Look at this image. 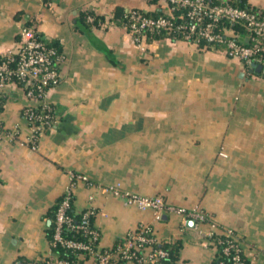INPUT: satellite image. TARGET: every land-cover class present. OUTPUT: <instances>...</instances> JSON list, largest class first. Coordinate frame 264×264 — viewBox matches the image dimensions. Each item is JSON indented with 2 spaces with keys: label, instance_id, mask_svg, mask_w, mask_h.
<instances>
[{
  "label": "crops",
  "instance_id": "1",
  "mask_svg": "<svg viewBox=\"0 0 264 264\" xmlns=\"http://www.w3.org/2000/svg\"><path fill=\"white\" fill-rule=\"evenodd\" d=\"M264 9V0H245ZM50 3V5H48ZM118 8L153 12L145 0H0V56L29 25L59 46L61 82L48 93L58 122L28 143L29 104L18 83L0 88V264H29L52 254L53 210L69 172L95 184L161 195L202 208L204 230L233 228L246 264H264V76L221 47L164 36L138 46ZM86 16L90 36L76 26ZM72 210L94 208L98 248H112L138 226L177 247L178 264H215L195 224L175 212L156 220L97 186L77 181ZM194 222V221H193ZM81 264H96L83 255ZM115 264H138L120 261Z\"/></svg>",
  "mask_w": 264,
  "mask_h": 264
},
{
  "label": "built area",
  "instance_id": "2",
  "mask_svg": "<svg viewBox=\"0 0 264 264\" xmlns=\"http://www.w3.org/2000/svg\"><path fill=\"white\" fill-rule=\"evenodd\" d=\"M145 1L163 3L167 11L166 14L149 16L140 9L128 10L124 15L123 26L138 46L145 44L148 37L167 36L197 45L224 48L239 58L247 68L257 63L264 69L263 13L230 0ZM237 26L243 29L245 35L239 36ZM20 36L18 46L0 56V88L18 83L24 89L26 97L37 102V105L29 104L22 110V116L31 128L28 143L36 150L41 134L54 128L58 122L55 109L47 97L50 90L62 80L61 65L65 57L60 49L49 44L29 25L21 28ZM68 174L70 186L59 199L55 209L54 231L50 240L53 252L49 257L38 258L29 264H77L75 261L59 258L53 250L58 246L69 249L79 258L87 254L96 264H115L120 261L138 264H178L177 261L167 260L168 250L159 246L153 227L147 224L138 226L116 247L98 248L100 233L92 225L94 208L90 207L81 212L80 221L70 212L73 201L72 188L77 181H83L88 186H97L101 192L120 198L126 206L141 210L150 209L154 212L156 220L162 219L165 212L180 214L184 223L193 220L204 245L211 244L219 248L221 258L216 264H244L241 239L236 231L230 227L221 231L204 230L202 224L208 222L209 216L202 208L178 207L168 203L161 195H142L122 190L112 184H95L84 174L73 171ZM66 230L78 233L80 237L66 236Z\"/></svg>",
  "mask_w": 264,
  "mask_h": 264
},
{
  "label": "trees",
  "instance_id": "3",
  "mask_svg": "<svg viewBox=\"0 0 264 264\" xmlns=\"http://www.w3.org/2000/svg\"><path fill=\"white\" fill-rule=\"evenodd\" d=\"M231 2L235 3V4H238L240 6H244V7H247L248 9L250 10H253V11H258L260 13H263L264 14V9H261V8H257V7H254L252 5H250L249 3H247L245 0H230ZM166 8L163 9V8H160V9H157L156 11H153V12H146L147 15L149 16H158V15H162V14H166ZM128 12V10H124L122 8H118L117 11H116V17L119 18V22L123 25L124 22H125V18H124V15ZM76 26L77 28L84 34H88L89 36L91 35L90 32V23H88L86 21V16L81 14L77 19H76ZM240 35H245V32H240L239 33ZM164 36H161L159 38H162ZM151 39H154L153 37H148V40H151ZM49 44H52L54 46H56L58 49L59 46L55 43H52L48 40H46ZM0 108H1V101H0ZM56 209V207H55ZM55 209L53 210V220H54V215H55ZM71 214L75 217V219L77 221H80V218L79 216L80 215H76L74 214L72 208L70 210ZM53 231H54V223H53V226H52V229L50 231V240L52 238V234H53ZM66 236H75V237H80V235L78 233H71L69 231H65L64 233ZM125 241V238H120L116 244L113 246V247H116L117 245L123 243ZM163 248H165L166 250H168V257H167V260L168 261H171V262H175L176 259H177V247L175 245H168V244H161L159 245ZM53 250L58 254V257L59 258H64V259H68V260H71V261H75L77 262V264H81V258H79L78 256H76L75 254H73L69 249H66V248H63V247H55L53 248ZM221 254V253H220ZM85 257L88 256L87 254H84ZM220 258H221V255H220ZM44 260V259H43ZM41 262V261H40ZM217 263V262H216ZM215 263V264H216ZM244 264H246V261H245V257H244Z\"/></svg>",
  "mask_w": 264,
  "mask_h": 264
},
{
  "label": "water",
  "instance_id": "4",
  "mask_svg": "<svg viewBox=\"0 0 264 264\" xmlns=\"http://www.w3.org/2000/svg\"><path fill=\"white\" fill-rule=\"evenodd\" d=\"M251 68H252L253 72H256L258 74L262 73L264 76V69H263V66L261 64L254 63V64H252ZM189 223H191L193 225L194 222L190 221Z\"/></svg>",
  "mask_w": 264,
  "mask_h": 264
},
{
  "label": "rangeland",
  "instance_id": "5",
  "mask_svg": "<svg viewBox=\"0 0 264 264\" xmlns=\"http://www.w3.org/2000/svg\"><path fill=\"white\" fill-rule=\"evenodd\" d=\"M146 2H147V1H146ZM148 3H150V2H148ZM151 3H152V2H151ZM153 3H158V2L156 1V2H153ZM131 9H138V8H131ZM140 10H141V9H140ZM142 11H143V10H142ZM237 30H238L237 32L240 33V32H242L243 29H242L241 27H238V26H237ZM243 32H244V31H243ZM239 36H240V34H239Z\"/></svg>",
  "mask_w": 264,
  "mask_h": 264
}]
</instances>
